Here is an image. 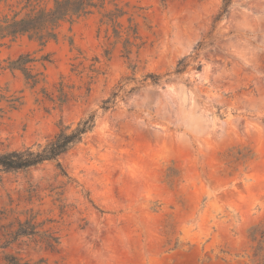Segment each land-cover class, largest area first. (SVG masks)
<instances>
[{
	"label": "rangeland",
	"instance_id": "374dc122",
	"mask_svg": "<svg viewBox=\"0 0 264 264\" xmlns=\"http://www.w3.org/2000/svg\"><path fill=\"white\" fill-rule=\"evenodd\" d=\"M92 2L44 44L0 39V153L95 114L65 175L0 171V264H264V0L215 25L224 0Z\"/></svg>",
	"mask_w": 264,
	"mask_h": 264
},
{
	"label": "trees",
	"instance_id": "16d2710c",
	"mask_svg": "<svg viewBox=\"0 0 264 264\" xmlns=\"http://www.w3.org/2000/svg\"><path fill=\"white\" fill-rule=\"evenodd\" d=\"M93 0H60L56 1L54 7L49 10H40L34 16H27L20 20H4L0 22V39L7 36L28 35L41 43L48 39L55 38L53 32L58 23L66 18L80 17L90 12L89 8L94 7ZM231 0H224L223 12L218 13L214 19L215 25L223 17V13L230 4ZM32 60L28 56H19L16 60L8 63L7 68L17 69L23 72L26 80H32V85L37 83L34 76L27 71L26 64ZM182 68H177L175 73H180ZM152 81L158 79L156 76H150ZM109 100L103 102L102 109L109 108ZM95 125V114H89L81 118L74 125L58 126V131L45 144H34L0 153V171L13 172L26 170L35 167L43 162H55L63 175L64 172L58 162L60 156L68 152L72 147L79 144L83 137L92 131Z\"/></svg>",
	"mask_w": 264,
	"mask_h": 264
},
{
	"label": "bare ground",
	"instance_id": "6f19581e",
	"mask_svg": "<svg viewBox=\"0 0 264 264\" xmlns=\"http://www.w3.org/2000/svg\"><path fill=\"white\" fill-rule=\"evenodd\" d=\"M194 122V121H193ZM192 124V123H191ZM193 125V124H192Z\"/></svg>",
	"mask_w": 264,
	"mask_h": 264
}]
</instances>
